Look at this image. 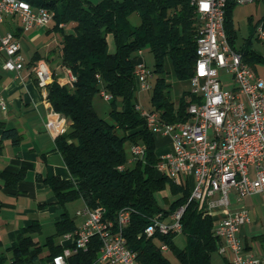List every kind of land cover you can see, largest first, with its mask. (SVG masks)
Here are the masks:
<instances>
[{"label": "trees", "instance_id": "obj_1", "mask_svg": "<svg viewBox=\"0 0 264 264\" xmlns=\"http://www.w3.org/2000/svg\"><path fill=\"white\" fill-rule=\"evenodd\" d=\"M24 1L33 7L54 11L53 28L62 32L60 63L76 76L72 85H61L53 71L54 80L47 86V99L52 108L70 120L69 130L55 138L70 178H61L52 171L43 178L56 202L63 207L55 232L40 244L33 237V233L40 230L36 222L22 228L10 246L4 248L0 241V264L34 262L41 258L43 246L48 248L44 256L48 259L60 253L62 246L55 243V238L76 228L65 205L78 198L89 207H103V216L110 219L121 209L130 210L124 235L128 247L136 252L139 264H172L161 250L162 243L174 250L179 264H213L211 254L219 244L213 234L214 222L193 200L187 203L180 219L181 232L186 236L182 248H175L176 232H156L149 237L144 234L150 217L158 213L167 216L187 202L190 186L176 184L156 169L159 157L155 134L135 109L138 102L134 77L137 51L148 47L154 57L150 72L155 75V82L151 86L148 109L157 111L165 122L188 119L187 106L195 100L189 82L197 58L198 28L196 11L190 0ZM237 3V0L226 2L225 30L230 45L255 70L256 65H264V53L252 48L251 37L257 26L264 27V15L237 49L231 18ZM133 12L139 16L138 24L129 19ZM68 23L72 24L71 30L64 32L60 24ZM108 35L113 37L114 51L109 50ZM36 59L38 57L32 61ZM172 90L177 92L176 97ZM101 91L110 95L107 100L110 120L98 115L93 108V97ZM2 138H11L13 144H18L20 133L14 127L5 128ZM125 143L142 144L145 148L144 156L136 159L131 167L126 164ZM119 165L123 168L119 169ZM24 175L23 169L0 172L8 187H15ZM164 190L172 197L167 207L157 198ZM98 248V239H92L87 251L69 258L70 264L93 261Z\"/></svg>", "mask_w": 264, "mask_h": 264}, {"label": "built area", "instance_id": "obj_2", "mask_svg": "<svg viewBox=\"0 0 264 264\" xmlns=\"http://www.w3.org/2000/svg\"><path fill=\"white\" fill-rule=\"evenodd\" d=\"M264 0H237L238 3ZM227 0H197L196 17L198 71L193 80L195 100L187 108L186 122H165L157 111L144 108L139 102L135 109L144 118L153 133L171 138L168 150L158 154L156 169L176 184L190 186L187 202L167 216L160 213L149 218L144 234L149 237L158 230L181 232V216L187 203L195 201L199 209L211 214L213 209L229 205V193L241 198L248 194L264 195V77L258 75L233 48L225 30ZM6 16L17 17L22 28L29 30L48 25L54 11L42 10L23 0H0V26ZM258 39L264 40V27L257 28ZM0 52L4 54L2 66L19 73L26 65L21 44L13 31L0 29ZM142 49L137 51L141 56ZM64 82L72 85L76 76L61 65ZM37 85L47 99V86L54 80L53 71L44 59L30 65ZM151 72L146 63L138 59L134 67L136 88L150 90ZM101 95L108 100L110 95ZM48 101V99H47ZM0 109H6V100L0 92ZM45 128L56 138L67 131L66 117L52 106L46 114ZM134 160L144 156V145L131 144ZM119 169L123 166L119 165ZM79 214L83 222L74 230L61 235L62 251L50 259L20 264H70L69 258L87 251L92 239L97 238L99 248L95 259L83 264H139L136 252L128 247L124 228L130 219V210L121 209L114 219L103 216L104 208L85 205ZM249 219L242 209L227 212L213 225L218 238L217 250L231 255L232 264H262L264 256L248 253L238 235L239 226ZM168 249L161 244V250Z\"/></svg>", "mask_w": 264, "mask_h": 264}, {"label": "crops", "instance_id": "obj_3", "mask_svg": "<svg viewBox=\"0 0 264 264\" xmlns=\"http://www.w3.org/2000/svg\"><path fill=\"white\" fill-rule=\"evenodd\" d=\"M65 25L60 24L63 30ZM53 26L54 20L52 19L46 26L25 30L22 28L20 20L12 16H6L0 26L1 31L14 32L26 60L24 69L19 73L9 71L2 66L4 54L0 52V92L6 100V109H0V172H17L20 169L25 171L23 179L15 187H8L0 177V241L4 248L16 240L17 234L22 228L33 222L40 226V230L33 233V237L42 232L45 224L53 223L54 231L46 235L42 243L39 242L44 244L46 237L55 232V224L63 212V207L56 202L52 189L43 178L49 171H52L59 177L68 179L70 172L64 163L62 154L56 147L55 138L44 126L51 104L43 96L42 89L39 88L34 75L29 70L31 63L34 62L32 61L34 57L44 59L52 71L57 74L59 81L64 82L59 56L62 33L57 35L56 31L58 30ZM234 34L236 35V31ZM42 36L49 38L45 43L44 52L42 53L38 47H33L34 51L30 53L32 45H37ZM107 40L108 46L113 45L115 49L112 35H108ZM142 53L141 56L138 55V59L143 60ZM257 67L258 65L254 71L260 75L257 72ZM100 96L106 100L101 93ZM66 124L67 130H69L70 120L67 117ZM10 127L16 128L20 133L18 144H13L11 138H2L3 130ZM154 134L156 153L160 154L168 150L171 143L170 136ZM82 203L84 207V201ZM65 209L68 212L66 205ZM242 209L248 211L249 219L239 226L238 235L248 253L262 257L264 256V195L254 193L239 198L234 191H231L229 205L226 208L213 209L210 215L215 223L221 215ZM79 210L81 209H77L75 212L77 219L69 215L76 227L84 220V216L78 213ZM34 239L36 240L35 237ZM60 240L61 235L55 238V243L62 246ZM43 250L46 253L34 262L40 263L45 260L44 256L48 254V248L43 246ZM230 258V254L220 253L217 249L211 254L213 264H232Z\"/></svg>", "mask_w": 264, "mask_h": 264}, {"label": "rangeland", "instance_id": "obj_4", "mask_svg": "<svg viewBox=\"0 0 264 264\" xmlns=\"http://www.w3.org/2000/svg\"><path fill=\"white\" fill-rule=\"evenodd\" d=\"M93 1H98V0H93ZM264 15V1H250V2H243V3H237L231 12V18H232V28L235 29L236 31V39H235V46L240 47L246 37L249 36L252 26L256 24V22ZM129 19L131 23L133 24H138L139 23V16L136 12H133L130 16ZM71 23H68L64 27V32L69 31L71 27ZM257 28L254 31L251 41H252V48L256 50L257 52L264 53V40L258 39L257 37ZM59 33H62L61 31H56V34L59 35ZM49 38H45V36H42L38 42L37 45L33 46L32 49L30 50V53L34 51L33 47H38V49L43 53L44 48H45V43ZM110 50H114V46L111 45ZM142 57L144 62L147 65L148 70H152L154 67V57L152 52L148 47L142 49ZM55 64V63H54ZM53 64V65H54ZM257 72L264 77V65L258 64L257 67ZM171 80V79H170ZM150 84L153 85L155 82V75H151L149 77ZM172 82H176L175 80H172ZM185 85V83H183ZM175 90H172L173 96L176 97V93L174 92ZM136 95L138 97V102L144 107V108H149L150 107V96H151V89L146 90V91H136ZM93 108L95 111L100 115L101 117L110 120L108 116V109H109V103L107 100H104L101 96L100 93H97L93 97ZM118 134H121V131H117ZM125 152H126V157H127V166H133L134 165V159L132 158V155L130 153L129 149V144L125 143ZM157 198L159 203L163 204L164 207L168 206V202L172 198L169 191H165L164 193H159L157 194ZM83 201L81 199H76L71 202H68L66 204L68 213L71 217H75V212L77 209H82L83 207ZM77 219V218H76ZM54 231V225L53 223H47L44 225L42 232L39 234H35L34 237L36 240L40 243L44 241V238L46 235L52 233ZM186 242V236L182 232H178L174 236V244L175 248L179 249L182 248L185 245ZM46 253L45 250L41 253L43 256ZM9 254V253H7ZM168 259L171 261L172 264H179L178 259L175 255V252L173 249H168L164 253ZM45 260H48V258H45Z\"/></svg>", "mask_w": 264, "mask_h": 264}, {"label": "bare ground", "instance_id": "obj_5", "mask_svg": "<svg viewBox=\"0 0 264 264\" xmlns=\"http://www.w3.org/2000/svg\"><path fill=\"white\" fill-rule=\"evenodd\" d=\"M24 3H28L27 1H24ZM190 3L193 5V7L195 8V11H196V4H197V0H190ZM28 5H30V3H28ZM39 9H42V10H50L49 8L47 7H39ZM50 11H53V10H50ZM196 48H197V38H196ZM197 71H198V50H197V58L195 60V64H194V68H193V75L192 76H197ZM189 86H190V90L193 94V80H190L189 82ZM189 107V104L187 106V108ZM183 122H186L183 121ZM158 233L160 234H165V230H158Z\"/></svg>", "mask_w": 264, "mask_h": 264}]
</instances>
